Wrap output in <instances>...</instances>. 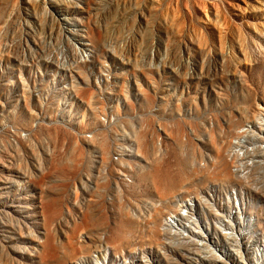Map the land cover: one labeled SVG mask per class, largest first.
Listing matches in <instances>:
<instances>
[{
    "label": "rangeland",
    "instance_id": "1",
    "mask_svg": "<svg viewBox=\"0 0 264 264\" xmlns=\"http://www.w3.org/2000/svg\"><path fill=\"white\" fill-rule=\"evenodd\" d=\"M0 264H264V0H0Z\"/></svg>",
    "mask_w": 264,
    "mask_h": 264
},
{
    "label": "bare ground",
    "instance_id": "2",
    "mask_svg": "<svg viewBox=\"0 0 264 264\" xmlns=\"http://www.w3.org/2000/svg\"><path fill=\"white\" fill-rule=\"evenodd\" d=\"M177 144V143H176ZM193 161V156L191 155V154H187L186 155V157L184 158H182L181 160H180V164L182 165V166H190V174H191V176H192V181L194 182L195 180H196V177L199 175L197 172H196V170L197 169H195L194 167H192V165H191V162ZM157 165V164H156ZM207 176H208V174H207ZM198 179V178H197ZM156 190H157V186H156ZM141 239V238H140ZM139 243H141V241H138V244Z\"/></svg>",
    "mask_w": 264,
    "mask_h": 264
}]
</instances>
